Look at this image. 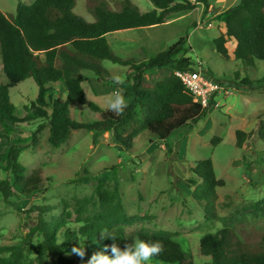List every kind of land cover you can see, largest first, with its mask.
<instances>
[{"label":"rangeland","instance_id":"rangeland-1","mask_svg":"<svg viewBox=\"0 0 264 264\" xmlns=\"http://www.w3.org/2000/svg\"><path fill=\"white\" fill-rule=\"evenodd\" d=\"M96 1L102 0H76L73 12L88 22H94L96 18L91 5ZM103 1L113 9L123 5V0ZM130 1L143 11L154 8L151 0ZM239 1L210 0L207 11L204 4L198 3L190 11L169 14L167 25L127 29L108 36L116 55L142 58L143 49H146L147 56L153 57L188 35L187 56L194 60L196 69L201 68L204 75L215 79L221 86L213 94L207 115L175 131L168 139L160 140L143 129L139 115L123 132V136L132 135L131 148L115 142L110 132L96 133L84 129L73 130L67 142L56 147L49 141L51 127L47 121L36 119L14 126L10 138L1 140L0 154L12 145L22 146L21 163L29 171L41 168L50 186L42 195L23 197L19 194L11 202H5L0 195V245L22 242L37 222V206L58 204L60 210L66 209L72 214L70 220L78 225L77 203L94 193L99 180L104 182L106 189L120 188L126 214L133 218L124 224L127 236L169 231L181 244L185 255L193 256L196 264H212L209 258L199 255L198 247L205 235L221 228L234 229L250 245L262 241L264 141L254 136L239 148L236 132H251L261 119L264 120V89L258 87V80L264 78V60L254 59L250 64L236 60L234 41L227 43L229 56L224 57L213 43L225 27V11ZM20 2L31 4L34 0H0V10L13 18ZM209 22L213 25L209 26ZM102 66L111 74V79L118 75L125 80L128 76L126 66L110 60L102 61ZM170 73V67L152 70L146 79L153 85ZM78 76L86 79L83 83L86 100L106 109L109 95L118 86L98 79L91 70H82ZM236 76L240 81L251 79L253 85H241ZM7 82L0 50V85ZM56 87L64 99L65 90L60 84ZM37 95L38 86L33 78L11 88L10 100L16 107V114L24 116L26 106ZM72 115L80 121L96 119V114L86 104L72 105ZM205 159L212 160L216 176L225 180V186L217 189L215 218L212 220L206 218L205 204L193 195L196 186L191 188L188 183L195 175L193 168L197 162ZM7 176L0 165V180ZM96 208L97 205L93 209L90 206L83 218L88 219L97 213ZM42 239L40 233L33 236L26 251L27 260L32 264H56L57 255L51 252L41 254L39 245ZM151 264L160 263L152 259Z\"/></svg>","mask_w":264,"mask_h":264},{"label":"trees","instance_id":"trees-1","mask_svg":"<svg viewBox=\"0 0 264 264\" xmlns=\"http://www.w3.org/2000/svg\"><path fill=\"white\" fill-rule=\"evenodd\" d=\"M154 8L143 11L130 0H123L119 9L111 8L106 2H93L91 8L95 21L88 22L73 12L76 0H34L31 4L20 2L13 18L0 10V50L3 71L8 82L0 85V145L2 139H9L14 126L21 122L42 119L49 123V141L61 146L69 139L73 130L110 132L115 142L131 148L132 135L123 136L127 126L141 117L142 128L147 129L160 140L205 117L211 106L195 102L193 95L185 89L175 75L176 70L195 69L194 60L187 56L188 35L180 38L168 49L143 57H121L114 53L108 36L122 30L158 26L166 23L171 13H181L196 8L190 0H151ZM210 8V0H198ZM226 31L214 39L217 51L229 56L227 43H236L233 55L236 60L250 64L254 59L264 60V0H240L224 14ZM128 67V76L122 86L125 96L132 100L122 115H116L97 104L86 100L83 83L86 79L78 76L82 70H91L106 81L113 82L111 74L102 66V61ZM170 67L171 73L153 85L146 75L152 70ZM211 73V72H210ZM28 78L38 86V95L26 106V114H16V107L10 100V89ZM243 86H252L249 78L241 81ZM264 89V78L258 80ZM60 84L66 92L64 99L58 94ZM118 86V85H117ZM120 87V86H118ZM86 104L96 114L94 121H80L72 115V105ZM43 127L40 126V128ZM257 136L264 141V120L251 132L237 130L236 144L239 148ZM23 147L10 146L0 154V165L8 173L0 180V195L5 202L22 195H42L49 190V179L41 168L29 171L20 161ZM189 187L196 186L193 195L202 201L208 220L215 218L217 189L225 186V180L216 176L211 159L200 160L193 168ZM96 197L98 198L96 200ZM98 202V203H97ZM82 219L78 225L70 220L72 214L60 210L58 204L37 206V222L30 228L20 243L0 245V264H32L27 260L26 251L33 236H43L39 245L41 254L51 252L58 256L56 264H81L95 253L102 251L113 240L121 248L136 239L161 241L164 251L153 257L160 264H196L193 256H186L181 244L169 231L140 232L127 236L124 224L133 220L126 214L120 188L106 189L99 180L94 193L77 203ZM96 212L88 219L84 213L92 206ZM28 211H31L28 209ZM84 246L86 255L82 260L72 249ZM199 255L207 257L212 264H264V234L258 245L244 242L237 232L224 227L208 233L199 243ZM110 254V250H109ZM68 255V256H67ZM75 255L73 257H69Z\"/></svg>","mask_w":264,"mask_h":264},{"label":"clouds","instance_id":"clouds-1","mask_svg":"<svg viewBox=\"0 0 264 264\" xmlns=\"http://www.w3.org/2000/svg\"><path fill=\"white\" fill-rule=\"evenodd\" d=\"M112 79L120 87L109 95L106 101V110L116 115H122L129 105V99L125 96L122 87L125 81L118 75L113 76ZM101 236L110 237L113 243L110 246L106 245L102 251L93 253L87 259L86 264H151L153 257L164 251V245L161 241L136 239L126 243L121 248L113 237L103 233H101ZM72 251L82 260L86 255L84 246L74 247Z\"/></svg>","mask_w":264,"mask_h":264},{"label":"built area","instance_id":"built-area-1","mask_svg":"<svg viewBox=\"0 0 264 264\" xmlns=\"http://www.w3.org/2000/svg\"><path fill=\"white\" fill-rule=\"evenodd\" d=\"M190 1L198 4V0ZM208 25L212 26L213 24L209 22ZM175 75L180 78L185 89L193 95L194 101L200 102L203 106L208 105L213 94L221 88L215 79L204 75L201 68L176 70Z\"/></svg>","mask_w":264,"mask_h":264},{"label":"crops","instance_id":"crops-1","mask_svg":"<svg viewBox=\"0 0 264 264\" xmlns=\"http://www.w3.org/2000/svg\"><path fill=\"white\" fill-rule=\"evenodd\" d=\"M238 3H239V2H238ZM238 3H237V4H238ZM194 9H195V8H194ZM190 13H191V12H190ZM164 24H166V25L169 24V20L166 21V23H164ZM161 25H162V24H161ZM158 26H159V25H158ZM158 26L142 27V28H158ZM224 26H225V27L222 28V29H223V30H222L223 32L226 31V24H225V22H224ZM136 29H137V28H136ZM235 44H236V43H235Z\"/></svg>","mask_w":264,"mask_h":264}]
</instances>
